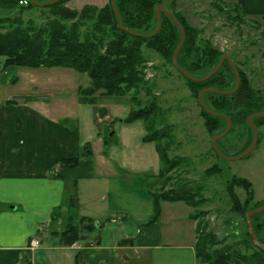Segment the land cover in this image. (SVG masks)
I'll use <instances>...</instances> for the list:
<instances>
[{"label": "rangeland", "instance_id": "374dc122", "mask_svg": "<svg viewBox=\"0 0 264 264\" xmlns=\"http://www.w3.org/2000/svg\"><path fill=\"white\" fill-rule=\"evenodd\" d=\"M109 1L66 0L64 4L70 9L79 10L84 5L102 7ZM156 2V7L162 6L179 13L187 24L196 30L203 46L205 42H209L211 47L222 56H230L234 65L236 64L250 79V85L264 95V19L262 13L244 12L238 0H156ZM25 5L26 1L20 0L17 8ZM49 12V9L38 7L25 8L21 16L25 20L31 19L41 24ZM1 15H12V11L5 12L0 9ZM144 53L148 58L143 70L144 77L154 83V93L161 111L166 122L172 124L173 127L176 144L171 148L170 156H184L188 163L181 164L176 170L168 173L169 180L165 188L168 189L175 182L186 183L192 190L193 187L195 191L198 190L197 192L206 198V202L196 210L189 206L188 211L191 213L201 210L207 212L203 221L219 239H224L215 247L222 248L235 243H243L240 244V249L250 252L251 250L246 248L250 244L246 234L249 231L247 222L240 214L239 208L233 209L234 204L228 184L233 176L247 179L251 183L253 198L244 209H250L263 203L260 199L264 196V118L257 121V142L250 154L236 160H225L218 157L211 145L215 132L206 129L204 117L201 115V106L188 82L178 74L174 66V68L170 66L155 52L144 49ZM89 84V77L85 73H79L71 68L4 67L0 60V102L11 98L19 104L32 106L38 103L49 109H57L55 116L58 120L73 127L78 125L83 138H89L91 146L88 145L93 150L92 161H95L97 172H104V168L102 169L99 164L102 156L114 157L117 164L122 160L126 169V172L120 173L122 177H109L107 182H104L103 178H98L94 182L98 185L95 193L97 195L99 193V197L104 194L103 200L97 197L98 204L95 202V205L109 204L112 208L125 206L127 214L138 212L145 218L149 212L153 214L151 193L161 186V179L156 176L161 164L155 145L153 142L142 140L145 133L142 120L124 121L128 111L134 106L128 95L111 97L96 93L97 98L94 103L77 102L76 88H85ZM138 98L144 104V94L141 93ZM64 107L72 110L73 116L76 117L60 115L58 111ZM105 116H109L108 120L104 119ZM101 120L104 122L100 123ZM97 133L100 134L98 139L96 138ZM252 135V129L250 132L246 123L232 124L231 122L230 130L217 140L216 145L225 156L233 157L246 146ZM104 139L106 144H104ZM86 146L83 145L81 149L85 150ZM213 165H216L219 170L207 175L206 170ZM106 187L108 190H105ZM230 191L236 194L238 205L241 207L246 199L245 188L240 184L233 185ZM257 200L260 201L257 202ZM182 203L179 202L178 205L184 207ZM188 211L163 208L160 209L158 215V219H165L169 223L164 229L165 236L184 237L185 245L195 235L193 220L185 215L182 216ZM95 212L100 214L98 208ZM258 214L255 223L261 225L264 221V214L263 212ZM181 216L183 217L180 222L181 227L175 231L176 224L173 223L181 219ZM259 234L260 237L264 236L262 228ZM165 252L166 257L173 259V264L189 262L187 248H169Z\"/></svg>", "mask_w": 264, "mask_h": 264}, {"label": "trees", "instance_id": "16d2710c", "mask_svg": "<svg viewBox=\"0 0 264 264\" xmlns=\"http://www.w3.org/2000/svg\"><path fill=\"white\" fill-rule=\"evenodd\" d=\"M19 1L0 0L1 10L12 11V15L0 16V60L4 67L71 68L79 73H85L90 80L89 86L77 89L80 102L94 103L96 93H99L111 97L128 95L134 104L124 121L144 122L145 134L142 140L154 143L161 164L158 172L161 186L151 193L153 214L147 224L158 220L162 201L184 202L195 210L205 203L206 198L199 194L197 189L195 191L194 187L192 190L186 183L173 182L168 189L165 188L169 180L168 173L176 170L181 164L188 163L184 156H170L171 148L176 144L173 127L166 122L161 111L154 93V83L145 79L143 72L148 61L144 49L155 52L173 67L172 54L181 40V35L171 18L160 12L159 31L152 37H139L119 27L118 19L111 8V0L102 7L84 5L79 10L65 6L66 0L44 7L25 0L26 5L17 8ZM36 1L41 3L48 0ZM115 3L124 27L139 33H151L155 30L156 0H116ZM36 7L50 10L41 24L31 19L25 20L21 16L25 8ZM171 12L185 32L184 43L176 56L177 65L194 77L205 76L214 69L222 55L211 47L209 42H205L203 46L196 30L192 29L179 13ZM262 18L264 19V15ZM236 68L240 77L237 91L230 95L205 92L202 99L210 110L229 117L232 124L246 123L251 132L247 117L264 109V95L250 85V79L244 71L237 65ZM174 69L188 82L197 99L199 92L204 88L229 91L235 87V75L228 61H224L214 75L202 82L192 81ZM141 93L145 96L144 104L138 98ZM201 115L204 117L206 129L215 132L213 136L225 129V119L208 114L202 107ZM262 118L264 117L253 118L252 122L258 126L257 121ZM251 141L252 136L239 153L244 151ZM84 152L81 155L85 154ZM79 159L80 157L65 159L61 165L73 166ZM217 170L219 169L216 165H213L206 170V174L211 175ZM239 184L246 191V199L241 207L238 205L236 194L230 191L233 185ZM228 186L234 204L233 209L239 208L245 221V214L248 211L264 204L263 200L262 204L244 209L253 198L251 183L247 179L233 176ZM206 214L204 210L191 214V218L196 220L194 251L198 264H264V249L253 244L249 231L246 234L250 244L246 248L250 249V252L240 249L243 243L215 247L224 239H219L203 221ZM258 215H253L251 221L257 241L264 245V236L260 237L259 234L260 228L264 232V225L255 223ZM79 220V226L68 224L59 234L64 244H72L81 238L83 232H91L95 227L94 220L89 217L83 216Z\"/></svg>", "mask_w": 264, "mask_h": 264}, {"label": "crops", "instance_id": "0c3cea01", "mask_svg": "<svg viewBox=\"0 0 264 264\" xmlns=\"http://www.w3.org/2000/svg\"><path fill=\"white\" fill-rule=\"evenodd\" d=\"M238 1L244 12L264 15V0ZM55 111L38 103L19 104L11 98L0 102V264H173L165 250L177 247L189 250L186 264H198L196 232L185 245L184 237L165 236L169 225L165 219L147 224L152 212L144 218L138 212L127 214L125 206L95 205L99 193H95L98 185L94 182L122 177L124 163L117 164L114 157L105 155L99 160L104 172H97L89 138H83L78 125L58 120ZM58 112L76 117L65 107ZM83 145L88 148L82 150ZM75 157H80L75 165H61ZM179 202L162 201L161 209L190 210ZM191 214L188 211L182 216L190 219ZM83 216L94 220L93 230L83 232L70 245L64 244L59 234L68 224L79 226ZM182 216L173 223L175 231L181 227ZM193 227L195 231V220ZM32 239L38 244L31 246Z\"/></svg>", "mask_w": 264, "mask_h": 264}, {"label": "water", "instance_id": "95a60500", "mask_svg": "<svg viewBox=\"0 0 264 264\" xmlns=\"http://www.w3.org/2000/svg\"><path fill=\"white\" fill-rule=\"evenodd\" d=\"M31 3H33L34 5H37L39 7H44V6H48V5H52V4H55L61 0H48V1H44V2H37L36 0H29ZM116 0H111V8L114 12V14L116 15L117 19H118V25L121 29H123L124 31L130 33L131 35H134V36H139V37H152L153 35H155L159 28H160V25H161V20H160V12L166 14L168 17L171 18V20L174 22V24L177 26L179 32H180V35H181V40L179 42V44L177 45V47L175 48L173 54H172V64L173 66L182 74L184 75L186 78L192 80V81H195V82H202V81H205L207 80L208 78H210L212 75H214L219 69L220 67L222 66L223 62L224 61H228L229 65L231 66L233 72H234V75H235V87L232 89V90H229V91H223V90H218V89H214V88H204L202 89L199 94H198V102L200 104V106L210 115H213V116H217V117H221L223 119L226 120V127L225 129L218 133L217 135L213 136L212 137V140H211V145H212V148L214 150V152L221 158L225 159V160H236V159H239V158H243L245 156H247L255 147L256 145V142H257V137H258V128L253 124L252 122V119L253 118H260V117H264V111H260V112H255V113H252L250 114L248 117H247V122H248V125L249 127L252 129V141L250 143V145L244 150L242 151L241 153H239L238 155L236 156H233V157H227L225 156L217 147L216 145V141L219 140L220 138H222L223 136H225L228 131L230 130L231 128V120L229 119V117H227L226 115L222 114V113H216V112H213L212 110H210L206 105L205 103L203 102V94L205 92H212V93H216V94H220V95H230L232 93H234L235 91H237V89L239 88V85H240V77H239V74H238V71L231 59L230 56L228 55H223L217 65L214 67L213 70H211L208 74H206L205 76H202V77H194L192 75H190L189 73H187L185 70H183L182 68H180L178 65H177V62H176V56H177V53L179 51V49L181 48L182 44L184 43V39H185V32H184V29L183 27L181 26V24L178 22V20L176 19V17L174 16V14L165 9L164 7L162 6H158L156 7L155 9V15H156V20H157V25H156V28L154 31H152L151 33H139V32H135V31H132V30H129L128 28L124 27L123 24H122V19H121V16L120 14L118 13L117 9H116V3H115ZM264 211V204L259 206V207H256L250 211H248L246 214H245V217H246V222H247V226H248V229H249V232L252 236V240H253V243L254 245H256L257 247L259 248H263L264 249V245L262 243H259L257 241V238L255 236V233L253 231V228H252V225H251V217L255 214H258V213H261Z\"/></svg>", "mask_w": 264, "mask_h": 264}, {"label": "built area", "instance_id": "2783aa9c", "mask_svg": "<svg viewBox=\"0 0 264 264\" xmlns=\"http://www.w3.org/2000/svg\"><path fill=\"white\" fill-rule=\"evenodd\" d=\"M38 244V241L36 239L31 240V246H35Z\"/></svg>", "mask_w": 264, "mask_h": 264}]
</instances>
